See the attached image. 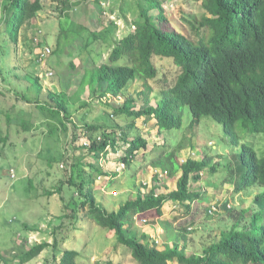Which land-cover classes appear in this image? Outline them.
Segmentation results:
<instances>
[{
	"label": "rangeland",
	"instance_id": "374dc122",
	"mask_svg": "<svg viewBox=\"0 0 264 264\" xmlns=\"http://www.w3.org/2000/svg\"><path fill=\"white\" fill-rule=\"evenodd\" d=\"M9 1L0 0V138L3 139L0 142V264H19V258L30 247L41 243L52 245L54 239L59 251L79 253L77 262L81 264L108 260L113 264H135L128 254L115 249L114 232L98 227L86 216L87 206L82 207L83 199L69 185V180L78 183L81 177L90 176L93 180L97 177L90 187L91 193L106 213H115L124 203L135 201L151 190L156 195L173 191L175 182L167 176H155L157 170L150 167V162L163 149L171 150L182 143L184 148L177 155L179 163L212 158L217 169L230 165L232 170L240 146L233 147L222 127L209 118H201L196 128L189 130V115L185 112L181 129L159 131L154 119L145 121L141 117L136 120V127L146 145L135 154L131 165L122 166L121 159L128 146L118 134L119 126L125 124L111 108L119 107L128 96L136 99V109H144L146 106L138 101L144 81L131 83L120 103L111 99L105 102L99 98V92L78 97L76 84L86 69L88 54L81 52L70 59L68 49L63 54L53 51L57 42L64 46L65 34L79 35L84 44L91 43L92 58L97 63L104 62L113 44L133 30L132 22L144 0H40L41 11L20 29L17 44L11 42L5 31ZM162 9L168 19L164 28L193 37L182 18L202 14L199 4L167 0L162 3ZM96 35L98 39L94 38ZM45 47L51 50L46 56L42 55ZM74 48H79L78 41L70 50ZM71 62L76 69L70 66ZM154 64L158 76L148 81L153 89L150 98L153 108L158 103L160 88L173 85L178 74L174 65L164 60L154 59ZM50 71L53 76L45 78ZM27 77L39 79L40 92ZM49 94L66 102L68 115L63 118L66 129L59 124L49 129L45 114L34 103L37 99L46 107L53 105ZM86 125L101 126L104 130L88 132L84 130ZM106 136L117 138L116 151L108 148L102 159H96L87 148ZM263 142L257 135L239 139V145L251 144L258 154ZM77 163L81 165L74 168ZM77 170H81L78 175ZM113 173L118 175L115 180ZM200 176V181L191 178L190 188L203 192L202 202H194L189 209L186 203L168 202L163 205L161 216L151 211L135 217L130 231L158 250L176 241L180 248L186 249L187 255L201 254L218 241L233 225L229 212L218 204L228 200L233 211L241 213L250 208L260 187L236 192L230 175H223L221 180L219 174L205 170ZM207 207L216 209L212 217H207ZM56 255L57 264L60 255L58 252ZM52 257V248H47L27 264H51Z\"/></svg>",
	"mask_w": 264,
	"mask_h": 264
},
{
	"label": "trees",
	"instance_id": "16d2710c",
	"mask_svg": "<svg viewBox=\"0 0 264 264\" xmlns=\"http://www.w3.org/2000/svg\"><path fill=\"white\" fill-rule=\"evenodd\" d=\"M165 1L144 0L145 4L139 7L137 18L132 22L133 30L130 29L113 44L104 62L97 63L92 58V50L89 49L91 43L84 44L85 40L79 35L70 37L65 34L64 46L57 42L53 52L63 54L68 49L70 59L81 52L88 54L84 64L86 69L76 84L75 95L78 97L99 92V98H117L126 94L131 83L144 81L143 89L138 94V101L146 106L144 109H136V99L128 96L119 107L111 108L114 114L123 118L125 124L119 126V138L128 146L124 150L122 164L131 165L135 154L146 145V140L136 127L138 118L143 117L145 121L154 119L159 131L179 130L187 112L189 130L196 128L201 118H209L222 127L233 147L240 146L234 155L233 169L229 170L230 165L217 169L212 158L187 159L179 163L177 155L184 148L182 143L171 150L167 147L150 162V167L157 170L155 176L163 173L175 182L173 191L156 195L151 190L143 197L138 196L135 201L124 203L115 213H106L91 193L90 187H93L97 177L95 180L90 176L81 177L78 183L69 180V185L74 186L83 199L82 207L87 206L86 216L98 227L114 232L115 249L128 254L135 264H264V142L260 154L251 144L239 145L240 138L251 135L261 136L264 140V0H186L199 4L203 11L200 15L182 18L193 37L164 28L168 24L162 9ZM9 2L5 31L11 42L17 44L20 29L36 18L42 5L40 0ZM94 38L99 37L96 35ZM75 41H78L79 48L70 50ZM154 59L173 64L178 74L173 85L160 88V99L156 98L158 103L153 108L150 107L153 89L148 81L158 76ZM70 66L76 69L72 62ZM27 79L38 92L41 91L38 78ZM49 96L53 105L46 107L37 99L34 103L45 114L49 129H55L57 124L66 129L63 121L68 115L66 102L55 94ZM24 127L28 130L27 126ZM101 129V126H84L88 132ZM101 140L94 141L87 148L96 159H102L108 148L116 151L117 138L106 136ZM0 142H3L2 138ZM80 165L77 163L74 168ZM88 167L94 169L91 164ZM94 170L99 174L97 168ZM205 170L219 174L221 180L223 175H230L236 192L260 187V192L254 194L250 208L241 213L233 211L234 207L229 206L228 200L218 204L229 212L233 220L228 233H223L201 254L187 255L186 249L180 248L176 241L172 246L165 245L163 250H158L146 243L144 237L138 238L130 231L135 217L151 211L161 216L162 207L168 202L186 203L187 209L194 202H202L203 192L191 190L190 182L191 178L200 181V174ZM76 173L78 175L81 170ZM117 176V173H113L112 180ZM205 213L207 217H212L215 211L207 207ZM72 218L76 216L72 215ZM47 248L53 251L51 264H56L57 252L60 255L57 264H81L77 262L79 253L73 250L59 251L56 239L52 245L41 243L30 247L19 258V264L31 262ZM111 261L93 264H113Z\"/></svg>",
	"mask_w": 264,
	"mask_h": 264
},
{
	"label": "built area",
	"instance_id": "2783aa9c",
	"mask_svg": "<svg viewBox=\"0 0 264 264\" xmlns=\"http://www.w3.org/2000/svg\"><path fill=\"white\" fill-rule=\"evenodd\" d=\"M43 53H44V55L46 56V55H49L50 53H51V50L49 49V48H47V47H45L44 49H43V52H42V55H43ZM53 76V72H48V73H46L45 75H44V77L45 78H47V79H49L50 77H52ZM106 99V98H105ZM114 100V101H116V103H120V101H121V98L120 97H117V98H109V100ZM106 100H108V99H106ZM120 136V134H118V137ZM84 144V146H87L88 145V143H83ZM89 147V146H88ZM122 166H124L123 164H122ZM156 173V172H155ZM163 176H165L163 173L161 174L160 173V177H163ZM215 212H216V209H213Z\"/></svg>",
	"mask_w": 264,
	"mask_h": 264
},
{
	"label": "crops",
	"instance_id": "0c3cea01",
	"mask_svg": "<svg viewBox=\"0 0 264 264\" xmlns=\"http://www.w3.org/2000/svg\"><path fill=\"white\" fill-rule=\"evenodd\" d=\"M103 100H105V102L107 101L105 98H103Z\"/></svg>",
	"mask_w": 264,
	"mask_h": 264
}]
</instances>
